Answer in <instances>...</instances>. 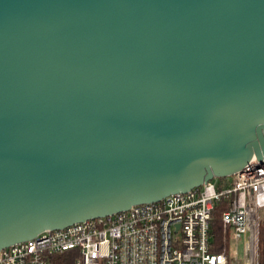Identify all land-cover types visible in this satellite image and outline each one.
Wrapping results in <instances>:
<instances>
[{"label":"water","instance_id":"water-1","mask_svg":"<svg viewBox=\"0 0 264 264\" xmlns=\"http://www.w3.org/2000/svg\"><path fill=\"white\" fill-rule=\"evenodd\" d=\"M264 158V0H0V249Z\"/></svg>","mask_w":264,"mask_h":264},{"label":"built area","instance_id":"built-area-1","mask_svg":"<svg viewBox=\"0 0 264 264\" xmlns=\"http://www.w3.org/2000/svg\"><path fill=\"white\" fill-rule=\"evenodd\" d=\"M258 210H264V158L252 155L231 175L210 179L184 193L43 230L0 249V264H52L53 258L65 254L71 264H241L236 242L241 239L244 249L250 229L258 250L264 221ZM214 211H218L222 234L218 252L212 251ZM229 245H234L231 251Z\"/></svg>","mask_w":264,"mask_h":264},{"label":"trees","instance_id":"trees-1","mask_svg":"<svg viewBox=\"0 0 264 264\" xmlns=\"http://www.w3.org/2000/svg\"><path fill=\"white\" fill-rule=\"evenodd\" d=\"M210 226L213 232V236L215 239V245L212 248V251L218 252L221 250V229L219 222L218 211H214L212 213V217L210 220ZM225 246V245H224ZM258 254H257V263L264 264V221L259 230V242H258ZM52 264H71V259L65 254L63 256L55 257L52 260Z\"/></svg>","mask_w":264,"mask_h":264},{"label":"rangeland","instance_id":"rangeland-1","mask_svg":"<svg viewBox=\"0 0 264 264\" xmlns=\"http://www.w3.org/2000/svg\"><path fill=\"white\" fill-rule=\"evenodd\" d=\"M216 179H222V178H212V181ZM257 215L261 220H263L264 210H258ZM233 248H234V245L228 246L229 251H231ZM235 249L237 253V259L240 261L241 264H255L256 254H258V250H257L256 236L252 229H250L247 233V239L244 245V249L242 247L241 239H239L236 242Z\"/></svg>","mask_w":264,"mask_h":264}]
</instances>
